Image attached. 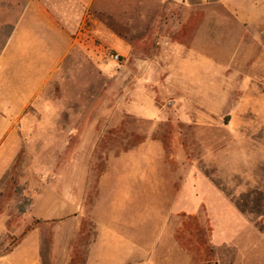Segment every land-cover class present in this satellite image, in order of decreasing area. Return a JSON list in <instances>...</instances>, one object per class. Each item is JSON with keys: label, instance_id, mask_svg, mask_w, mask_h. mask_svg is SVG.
<instances>
[{"label": "rangeland", "instance_id": "obj_1", "mask_svg": "<svg viewBox=\"0 0 264 264\" xmlns=\"http://www.w3.org/2000/svg\"><path fill=\"white\" fill-rule=\"evenodd\" d=\"M30 1L0 0V42ZM43 1L75 45L19 120L0 264H85L99 176L151 141L170 188L132 208L168 215L138 227L164 237L152 261L264 264V53L214 1Z\"/></svg>", "mask_w": 264, "mask_h": 264}, {"label": "crops", "instance_id": "obj_2", "mask_svg": "<svg viewBox=\"0 0 264 264\" xmlns=\"http://www.w3.org/2000/svg\"><path fill=\"white\" fill-rule=\"evenodd\" d=\"M81 9L95 0H75ZM168 2L169 0H161ZM200 2L202 0H194ZM221 4L228 16L264 53V0H209ZM75 45L74 31L48 2L31 0L22 9L12 31L0 42V184L19 152L20 118L39 98L48 83L57 79ZM197 80V77H188ZM194 81V82H195ZM157 141L143 144L138 153L113 156L97 180V200L91 214L97 223V238L85 264H159L152 261L155 245L138 227L156 221L166 225L168 215L150 203L135 213L132 205L140 196H162L169 184L160 171ZM182 194V188H176ZM155 202V201H154ZM106 206V208H105ZM107 209V210H106ZM7 228L0 221V235ZM28 237L25 238V241ZM137 257L133 263V258Z\"/></svg>", "mask_w": 264, "mask_h": 264}, {"label": "built area", "instance_id": "obj_3", "mask_svg": "<svg viewBox=\"0 0 264 264\" xmlns=\"http://www.w3.org/2000/svg\"><path fill=\"white\" fill-rule=\"evenodd\" d=\"M118 57V56H117Z\"/></svg>", "mask_w": 264, "mask_h": 264}]
</instances>
